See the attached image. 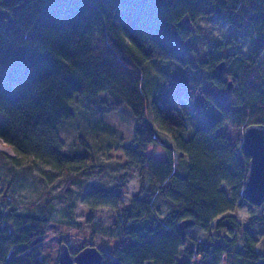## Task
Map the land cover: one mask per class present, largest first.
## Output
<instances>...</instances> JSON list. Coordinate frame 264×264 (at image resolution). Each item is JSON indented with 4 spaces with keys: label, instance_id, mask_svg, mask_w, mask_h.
Segmentation results:
<instances>
[{
    "label": "trees",
    "instance_id": "1",
    "mask_svg": "<svg viewBox=\"0 0 264 264\" xmlns=\"http://www.w3.org/2000/svg\"><path fill=\"white\" fill-rule=\"evenodd\" d=\"M0 6L13 19L0 25V63L7 65L0 73V139L16 153L0 151V181L8 195L7 209L0 210V264H47L40 244L53 223L80 227L79 199L89 209L90 226L110 234L102 240L100 264H264V249L258 250L250 231L264 213L249 214L244 227L233 214L244 200L249 156L214 124L187 137L189 99L176 94L171 105L145 89L156 77L148 61L170 59L207 70L219 87L233 80L231 101L204 91L225 119L235 116L244 128L264 123V0H0ZM202 16L250 28L257 49L251 55L225 51L238 45L232 34L203 59L185 51L181 41ZM77 95L93 112L134 123L132 143L123 148L139 186L127 205L130 169L118 172L111 185L89 189L91 178L104 173L97 150L79 133L74 145L81 154L65 151L60 126L75 117L70 103ZM98 127L107 124L99 120ZM156 128L173 134L174 144ZM150 146L165 154L147 153ZM24 160L31 169L39 161L67 174L57 195L60 208L47 182L26 211H16ZM100 206L117 208L121 216L103 226L95 212ZM186 218L207 232L205 240L190 227L182 235L179 224Z\"/></svg>",
    "mask_w": 264,
    "mask_h": 264
},
{
    "label": "rangeland",
    "instance_id": "2",
    "mask_svg": "<svg viewBox=\"0 0 264 264\" xmlns=\"http://www.w3.org/2000/svg\"><path fill=\"white\" fill-rule=\"evenodd\" d=\"M12 23V16L0 6V25H10ZM192 27L194 33L181 41V45L185 51L191 52L194 56H199L202 59L219 44L228 43L232 34H236L239 41L238 45L229 46L225 51H237L243 55H251L257 49L253 30L247 27L238 28L228 20L202 16L192 24ZM147 65L150 66L151 75L156 76L155 80H152L147 88L145 87L148 96L154 98L155 95L160 94L171 105L175 103L173 97L176 94H181L189 99L190 113L186 116L188 129L185 133L187 137L191 136L198 128H208L214 124L216 130L224 133L230 142L239 144L242 147L244 127L239 124V120L235 119V116L225 119L222 116V110L216 106L212 99L207 98L204 92L214 90L225 100L231 101L233 99L232 89L219 87L208 80L207 70L200 72L198 68L185 66L170 59L154 58L149 60ZM261 66L264 71V55L261 58ZM6 68L5 63H0V73ZM198 78H200L199 83ZM70 105L75 111V117L72 120H64L60 126V135L64 140L66 153L71 156L79 153L74 145L75 137L79 133L86 135L90 144L97 150L100 159L104 163V173L103 176L91 178L88 185L89 189L104 185L105 181L111 185L114 183L118 172L130 169L131 175L128 179V190L125 195V205L129 204L132 197L137 194L139 186L137 169L134 166L125 165L126 162H129V158L123 148L132 143L133 121L127 120L117 113L100 114L93 112L84 96L77 95ZM99 120L104 121L107 127L99 128ZM156 130L167 143L174 144L173 134L158 128ZM0 146L11 148L13 153L1 148L0 151L9 155L16 154L14 148L6 140L0 139ZM147 153L162 156L165 151L161 146H150ZM23 164L21 168H25L26 175L16 183L14 190L13 201L17 204L16 211H26L27 205L37 198L41 188L47 182L48 187L55 194L54 201H56L57 207L60 208L63 205V200L57 195L65 184L67 174L45 166L39 161H36V167L33 169L26 162ZM2 168L0 167L1 171ZM41 170L46 172V174L44 173L45 181L40 178ZM6 194L5 186L0 181V210H6L8 207V195ZM75 212L80 227L66 226L58 222L49 226L46 239L40 244L43 251L42 257L48 259L47 264H61L59 253L62 242H66L70 251L74 254L86 245L95 244L101 247L102 240L110 237L108 232L95 230L86 221L89 209L81 199L76 204ZM95 212L99 223L103 226L110 225L121 216L119 209L110 206L97 207ZM259 212L264 213V202L257 206L244 199L233 214L240 227H244L249 221V214H258ZM189 230L199 240L207 238V232L201 227L194 225ZM250 231L257 240L258 250L262 251L264 249V220L257 221ZM115 242L112 239L110 246ZM4 247L5 245L1 243L0 255Z\"/></svg>",
    "mask_w": 264,
    "mask_h": 264
},
{
    "label": "water",
    "instance_id": "3",
    "mask_svg": "<svg viewBox=\"0 0 264 264\" xmlns=\"http://www.w3.org/2000/svg\"><path fill=\"white\" fill-rule=\"evenodd\" d=\"M223 61L217 66L220 71ZM233 80L229 79L227 88L231 89ZM242 150L249 156L247 174L245 178L242 196L253 205L260 206L264 202V123H251L245 126L243 132ZM194 224L191 218L183 219L179 226L182 235L186 229ZM40 240H34L37 243ZM104 249L95 244L82 247L74 254L69 245L62 242L59 253L61 264H100Z\"/></svg>",
    "mask_w": 264,
    "mask_h": 264
},
{
    "label": "bare ground",
    "instance_id": "4",
    "mask_svg": "<svg viewBox=\"0 0 264 264\" xmlns=\"http://www.w3.org/2000/svg\"><path fill=\"white\" fill-rule=\"evenodd\" d=\"M0 148L13 153V150L11 148H9V147L0 146Z\"/></svg>",
    "mask_w": 264,
    "mask_h": 264
}]
</instances>
